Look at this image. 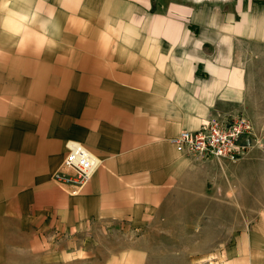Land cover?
Returning a JSON list of instances; mask_svg holds the SVG:
<instances>
[{
    "label": "crops",
    "instance_id": "0c3cea01",
    "mask_svg": "<svg viewBox=\"0 0 264 264\" xmlns=\"http://www.w3.org/2000/svg\"><path fill=\"white\" fill-rule=\"evenodd\" d=\"M238 112L250 151L176 149ZM69 141L100 161L77 194L53 180ZM215 251L264 264V0H0V264Z\"/></svg>",
    "mask_w": 264,
    "mask_h": 264
},
{
    "label": "built area",
    "instance_id": "2783aa9c",
    "mask_svg": "<svg viewBox=\"0 0 264 264\" xmlns=\"http://www.w3.org/2000/svg\"><path fill=\"white\" fill-rule=\"evenodd\" d=\"M255 139L251 120L237 113L229 120L203 119L198 129L183 130L173 142L178 152L199 160H233L250 151ZM67 148L61 167L53 174V180L57 184L70 186V192L77 194L90 182L100 161L80 142L69 141Z\"/></svg>",
    "mask_w": 264,
    "mask_h": 264
},
{
    "label": "rangeland",
    "instance_id": "374dc122",
    "mask_svg": "<svg viewBox=\"0 0 264 264\" xmlns=\"http://www.w3.org/2000/svg\"><path fill=\"white\" fill-rule=\"evenodd\" d=\"M217 1H222V0H217ZM238 114H242L240 112H238ZM245 116V115H244ZM247 117V116H246ZM248 118V117H247ZM250 119V118H248ZM251 120V119H250ZM252 122V121H251ZM253 123V122H252ZM254 126V125H253ZM175 220V219H174ZM205 231V235H208V231ZM221 252L219 253V251H215L212 252V254H210L209 256L202 258L199 261V264H223V262L221 261L220 257H221Z\"/></svg>",
    "mask_w": 264,
    "mask_h": 264
},
{
    "label": "bare ground",
    "instance_id": "6f19581e",
    "mask_svg": "<svg viewBox=\"0 0 264 264\" xmlns=\"http://www.w3.org/2000/svg\"><path fill=\"white\" fill-rule=\"evenodd\" d=\"M91 152V151H90ZM92 153V152H91ZM93 154V153H92Z\"/></svg>",
    "mask_w": 264,
    "mask_h": 264
}]
</instances>
